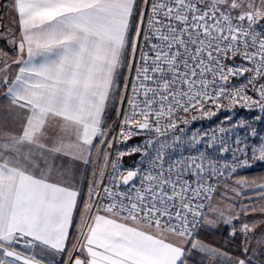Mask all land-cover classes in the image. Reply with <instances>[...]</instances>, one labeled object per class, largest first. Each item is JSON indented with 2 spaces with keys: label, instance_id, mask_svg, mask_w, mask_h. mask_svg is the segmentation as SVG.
<instances>
[{
  "label": "snow or ice",
  "instance_id": "6c2138e0",
  "mask_svg": "<svg viewBox=\"0 0 264 264\" xmlns=\"http://www.w3.org/2000/svg\"><path fill=\"white\" fill-rule=\"evenodd\" d=\"M11 12V35L18 31L19 40L10 43L19 55L3 62L0 84L19 109V130L0 139V264H51L49 254L68 251L80 193L50 179V158L71 156L87 164L96 150L107 166L110 153L94 142L111 149L113 141L145 131L155 137L117 151L111 186L104 184L103 169L100 180L89 185L81 213L84 243L68 251L64 264H187V244L217 254L191 237L205 219L200 201L211 199L209 181L223 172L203 153L165 166L170 145L160 138L176 129L180 112L208 115L207 105L218 108L222 98L264 110V31H257L264 0H12ZM237 57L247 65L226 63ZM13 64L18 70L10 79ZM245 73L251 74L245 84L228 88L230 77ZM249 86L255 98L247 94ZM117 98L129 111L117 113L118 129L106 128L104 113ZM52 121L60 122L59 133ZM140 152L148 167L121 172L118 160ZM251 158L264 162V142L253 147ZM121 184L129 187L119 190ZM256 195L264 200V184ZM254 211L251 205L241 209L244 215ZM238 219L229 215L224 223ZM259 226L256 221L240 226L245 253L249 234ZM231 235H237L235 228ZM258 243H264V233Z\"/></svg>",
  "mask_w": 264,
  "mask_h": 264
},
{
  "label": "built area",
  "instance_id": "2783aa9c",
  "mask_svg": "<svg viewBox=\"0 0 264 264\" xmlns=\"http://www.w3.org/2000/svg\"><path fill=\"white\" fill-rule=\"evenodd\" d=\"M257 31H264V21L261 22V26L257 28ZM226 63L230 66L247 65V62L239 57L235 58V60H228ZM127 75L126 73L125 77ZM250 75V73H245L244 76L230 77L228 88L231 89L233 86L240 87L247 82L246 77ZM125 94L123 89L122 95ZM247 94L254 98L257 95L252 91L251 86H249ZM127 95H131V92L129 91ZM127 111H129V107L126 102L123 106H119L118 112ZM204 111L209 114L205 115L203 112L194 110H190L187 114L180 112V119H177L176 129H169L167 136L160 139L166 140L170 145L165 150V166H167V162L180 159L181 157L199 156L201 153L204 154L206 159H210L216 163L219 172H223V175L218 174L209 181L213 186L212 196L221 184L239 177L256 166L264 165V162L251 158L253 147H258L264 142V110H261L259 107H244L242 106V102L232 105L228 99L222 98L220 100V107L217 108L214 104L210 103ZM213 112L215 115L211 114ZM193 116L196 119H192ZM184 118L187 119V123L184 122ZM121 119L122 116L117 114L111 126L118 129ZM115 134V132L112 133V135ZM154 137V132L145 131L140 136L133 137L126 142L113 141V147L107 149L110 155L108 156L107 166L104 168V184L111 186L109 184V177L116 174L113 173L111 165L113 161H117V151L125 152L131 146H143L145 141ZM176 138L179 139L176 140ZM225 148L227 151L223 150ZM146 151L150 156L155 155L151 147L147 148ZM245 160H247V164L244 163ZM134 165H138L144 169L148 167V158L144 156L143 152L125 155L118 160V166L124 174ZM233 169L235 170L233 171ZM138 182L137 179L136 183L138 184ZM128 187L121 184L119 190H127ZM101 195H103L102 191ZM209 200L200 201L205 205L204 209H202L204 217L206 216ZM94 201L95 203H99L96 198H94ZM203 221L204 219L199 220L196 227L192 229L191 239L196 238ZM54 264L59 263L55 262Z\"/></svg>",
  "mask_w": 264,
  "mask_h": 264
},
{
  "label": "crops",
  "instance_id": "0c3cea01",
  "mask_svg": "<svg viewBox=\"0 0 264 264\" xmlns=\"http://www.w3.org/2000/svg\"><path fill=\"white\" fill-rule=\"evenodd\" d=\"M11 2L12 0H7L5 2L4 7V13L1 12L2 15H7V17L10 19V27L14 31L15 25L12 23L15 14L11 12ZM3 9V8H2ZM13 39H15L17 42L19 40V33L16 31V35L13 36ZM15 53L12 56H9L8 61L11 63L13 60L18 58V52L16 51L15 45H14ZM26 58V56H25ZM3 66V63L0 67ZM18 70V66L13 64L12 68L9 73V78L11 79L16 74V71ZM2 75V74H0ZM7 91V87L0 84V139L3 138L5 133L8 132H15L19 130V120L16 117V113L19 111V109L14 108V106L11 105L10 99L6 97L5 93ZM53 125V131L54 133H59V121H52ZM67 139V137H65ZM97 144L98 142H94ZM96 150H93L91 153V159L90 162L85 164L82 160H76L73 159L71 156H59L55 158H50L54 164L53 171L50 175V179L53 182L60 183L63 186H67L73 189H77L80 193L78 197V204L77 209L74 211L73 214V224L72 227L69 229V237L66 241V248L68 251H71L73 246L76 245L77 248L80 244L84 243V235L81 232V213L84 210V204L88 201L86 197L87 192V183L90 179V166L93 163L94 160V154ZM99 160V159H98ZM91 181V180H90ZM93 181H91L92 183ZM90 183V184H91ZM92 214H95V211H93ZM100 214H104L101 212ZM87 215V214H86ZM87 223H91V220L88 219ZM262 229H264V223H261ZM201 229H205V231H212L210 228L206 226V224L202 223ZM87 229L84 227L83 232L86 233ZM227 235H229V232H226ZM83 235V236H82ZM230 237V236H229ZM81 238V243L79 244V239ZM173 242H179V239L177 237L170 236L169 237ZM234 238V237H230ZM196 241L201 242L203 245L217 250V254L213 255L209 252L201 251L199 248L192 249L190 244L185 245V247L188 249L186 252L185 259L187 261V264H234V261L238 259H243L235 254L229 252L228 250H224L222 248H218L214 245L208 244L201 240L200 238L196 237L193 238ZM22 250V249H21ZM190 250L194 252L195 254L189 253ZM68 251H65L64 253L60 254H49L47 259L51 262V264H54L55 262H58L59 264H64L65 261L68 260ZM261 252V251H259ZM79 252H75L73 255H77ZM190 257L188 259L187 257ZM259 257V255H258ZM246 260V259H245Z\"/></svg>",
  "mask_w": 264,
  "mask_h": 264
},
{
  "label": "rangeland",
  "instance_id": "374dc122",
  "mask_svg": "<svg viewBox=\"0 0 264 264\" xmlns=\"http://www.w3.org/2000/svg\"><path fill=\"white\" fill-rule=\"evenodd\" d=\"M2 0H0L1 2ZM0 10L4 13V7L0 4ZM3 8V9H2ZM0 12V14H1ZM0 21H3V26H0V51L7 52L8 56H0V66L5 61L8 60L9 56L15 53L14 45L10 43L13 40V35H11V31H13L10 27V19L7 15H0ZM123 87H121L120 92L122 95ZM119 99H116V103H110L104 113V126L107 128L111 126L112 122L115 120L117 113L119 111ZM98 147L104 149L106 145H99ZM105 150V149H104ZM107 150V149H106ZM99 159V160H98ZM90 179L87 183V192L86 197L87 200L89 185L91 181L100 180V170L105 168V158L103 152L99 154L97 151L94 154V160L92 165L90 166ZM91 180V181H90ZM241 181H246V183L241 184ZM92 184V183H91ZM264 184V179L259 180L256 183L249 182L245 177H237L231 181L225 182L221 184L216 192L211 196L209 200V205L207 208L206 216L204 219V223L208 228L212 230V232L223 234L227 231L229 232L230 237H234V242H240L241 245L234 244V247H238V249L244 250L245 242L243 235L239 232L240 226L243 223H250L252 221H256L260 226L256 228L254 233L249 234V244L248 248H251L252 255L258 257V264H264V243H258L261 239V233H264V229L261 227V223H264V200H260L257 197L258 185ZM240 193V194H238ZM94 200V198H93ZM245 205H251L255 208L254 212H249L247 215L241 213V209ZM95 211V207L93 208ZM223 211L225 213L224 217L220 216V212ZM233 214H238L239 219L233 220L232 224L224 223L225 217ZM211 220L213 223L209 224L206 221ZM233 228L236 229L237 235L232 236L231 233ZM84 230V229H83ZM227 234V233H226ZM83 236V235H82ZM81 243V238L79 239V244ZM261 251V252H259ZM192 255L195 254L190 250ZM190 259L189 255L187 257ZM216 264V263H213Z\"/></svg>",
  "mask_w": 264,
  "mask_h": 264
},
{
  "label": "trees",
  "instance_id": "16d2710c",
  "mask_svg": "<svg viewBox=\"0 0 264 264\" xmlns=\"http://www.w3.org/2000/svg\"><path fill=\"white\" fill-rule=\"evenodd\" d=\"M7 0H2L0 2V4L3 6L5 5V2ZM1 7V6H0ZM1 12V10H0ZM13 55V54H12ZM11 55V56H12ZM124 71V75L126 76L127 71ZM104 149L106 150L107 147H104ZM239 177H245L246 179L249 180V182L251 183H256L261 179H264V165H260V166H256L255 168L251 169L250 171L240 175ZM196 237L200 238L201 240H203L204 242L214 245L218 248H222L224 250H228L229 252L235 254L236 256L246 259V260H250L251 264H258V254L256 256L252 255V251L251 248L249 249V251L247 253H245L244 250L238 249V247H234V244H238L239 246L241 245V240L240 242L238 241L237 243L234 242V238H230L229 235H227L226 233L223 234H218L212 231H205V229H199Z\"/></svg>",
  "mask_w": 264,
  "mask_h": 264
}]
</instances>
